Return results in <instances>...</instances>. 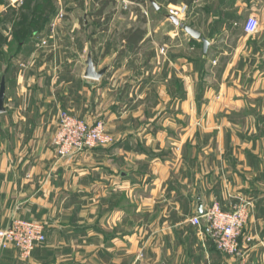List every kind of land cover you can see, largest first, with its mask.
I'll return each mask as SVG.
<instances>
[{
    "label": "crops",
    "instance_id": "obj_1",
    "mask_svg": "<svg viewBox=\"0 0 264 264\" xmlns=\"http://www.w3.org/2000/svg\"><path fill=\"white\" fill-rule=\"evenodd\" d=\"M153 1L160 9L152 7L146 20L144 3L115 0L140 10L138 22L121 31L119 14L106 15L103 29L91 15L90 31L87 12L74 5L67 20L58 12L54 27L37 33L50 57L38 73H28V62L22 69L12 63L27 42L5 61L0 226L35 220L46 240L26 260L14 248L0 253V264H264V0ZM171 8L209 42L206 52L167 22ZM72 16L61 43L66 30L59 28ZM250 16L258 21L252 35L243 29ZM138 28L143 39L127 45L122 35ZM88 53L97 71L107 69L99 80L83 75ZM215 75L230 79L229 120L185 123L224 112L215 107L219 95L206 109L172 107L189 98L190 79L203 87ZM138 100L147 105L137 107ZM62 112L102 119L114 143L60 159L52 142ZM233 197L252 205L240 250L228 255L214 247L204 221L196 227L190 220L201 216L199 203L203 213L213 202L229 211Z\"/></svg>",
    "mask_w": 264,
    "mask_h": 264
},
{
    "label": "rangeland",
    "instance_id": "obj_2",
    "mask_svg": "<svg viewBox=\"0 0 264 264\" xmlns=\"http://www.w3.org/2000/svg\"><path fill=\"white\" fill-rule=\"evenodd\" d=\"M32 3L34 5L23 6L22 4L14 3L11 0H0V71H1L0 78L3 75L2 71L5 69L4 66L6 65L5 61L7 60V58H9L11 55L16 57V55L19 53L20 47L18 43L20 42H23V44L27 42L29 43V45L26 46L24 50H22V52L19 53L16 58H14L12 62L13 65L17 66V68L19 69H22L19 63L23 62L22 64H24L25 62H28L29 63L28 73L29 74L38 73V66H39L38 64L39 63L41 64L42 61L50 57H49V53L47 51H44V48L39 47V46H43L45 43L43 40L39 39L37 33L40 30H42L45 26L51 28L54 27L55 24H53V22L50 21L51 17H53L54 14L60 12L61 18L64 19L65 21V19L67 20L70 17L68 16L69 14H73V6L75 5L76 8L78 7L79 12L82 11L87 12L88 15L83 17L85 18V21H87L86 23L90 31L95 27L93 26L91 19V15L95 13L99 8V3H97L95 0H32ZM120 4H121L120 2L110 4L107 7V9L104 11L105 13L103 14L104 20L94 21V22H99V26H100L99 29H103V27L107 26L106 15L119 14L122 17H124L123 20L121 21V25L118 26L120 28L119 30L121 31L123 29H126L127 27H133L135 22L133 20L134 18L138 22L140 16L143 15V17L147 20L150 19L151 16L154 14V10L148 1H145V3L142 5L143 6L142 11L144 10L146 12V15L141 13L140 16L137 15L139 14L140 10L137 13L136 10L137 8H135V6L128 5L129 6L128 8L126 7L125 9H122ZM165 12L166 11H164V14ZM167 22L170 23V21ZM81 26H82L81 28H83V25ZM72 27H73V16L72 18H70L68 23H62L61 27L59 28L61 30H66L64 31V35L65 34L66 35L60 37L61 43L63 42L68 43L66 39L67 37L68 38L70 37L67 36V30H71ZM177 29L179 30L180 33L182 34L184 33V31L180 27H177ZM146 44L149 45V42H147ZM166 44L167 43H165V45ZM148 55H149V50L147 47L145 48V50H143L141 54V59H146ZM177 55H179V53H177ZM190 58L197 59L198 58L197 52H190ZM46 69L47 68L44 69L42 68L39 73L45 71ZM189 69H190V73L192 71L194 72L197 71V68L195 67H191ZM190 80L191 82L189 83V98L182 102L174 101L175 103L176 102L177 103L172 106L173 108L178 107L179 109H181V107L184 106V107H189L191 110H196L200 108L206 109L209 106L212 107L214 106L213 101H217L216 99L218 97L216 95H219L222 97L223 103L220 102V104H218V106L215 107H220V109L223 110L224 112H217L216 114L213 113L210 116H197L194 114L186 118L184 117L185 123L193 124L199 120V122H203L207 124H216V123L218 124L220 123L219 120H224V121L229 120V117L226 115L227 112H225L228 111V101H229L228 96L231 86L229 77L227 76L224 80H222L217 75L213 77L207 76L205 77L203 87L202 84L201 86H197L195 80L192 79ZM143 87H146L145 90L148 91L146 82L144 83ZM207 93L212 96V99L203 98L204 97L203 95ZM142 105L145 106L147 105V103L146 102L144 103V101L141 100H138L136 102L137 107ZM221 113L223 114L220 115ZM78 119L83 120L81 118ZM97 121H102L104 123L105 131L109 135L110 133H108L106 130L107 124L102 119H98ZM112 138L114 143L115 138L114 137ZM248 218H249V214H248Z\"/></svg>",
    "mask_w": 264,
    "mask_h": 264
},
{
    "label": "built area",
    "instance_id": "obj_3",
    "mask_svg": "<svg viewBox=\"0 0 264 264\" xmlns=\"http://www.w3.org/2000/svg\"><path fill=\"white\" fill-rule=\"evenodd\" d=\"M22 4L23 0H11ZM168 14L178 17L179 11L169 9ZM61 18V15H60ZM244 32L252 35L258 29V21L250 16L244 24ZM113 144V138L105 131L102 121L89 124L75 116L62 112L59 117L53 147L60 159L96 147ZM234 203L229 211L221 209L219 203L213 202L201 216L193 217L191 225L200 227L204 221L207 233L214 247L225 254L236 255L240 250V239L247 222L251 202L242 197H233ZM46 240L45 227L35 220L13 218L5 226H0V253L14 248L20 259L26 260L39 245ZM246 238V242H250Z\"/></svg>",
    "mask_w": 264,
    "mask_h": 264
},
{
    "label": "water",
    "instance_id": "obj_4",
    "mask_svg": "<svg viewBox=\"0 0 264 264\" xmlns=\"http://www.w3.org/2000/svg\"><path fill=\"white\" fill-rule=\"evenodd\" d=\"M145 1H148L150 3V5L156 11H158L160 9V7L153 0H145ZM165 18L167 20H169L173 25L180 27L192 39L200 40L203 44L204 52L207 51V48L209 46V42L205 38L201 37L200 33L193 30L191 27L181 23L177 17H174L170 14H167V15H165ZM85 65H86V68H85L84 74H83L84 77L89 78V79H93V80H99L100 78H102L103 75L105 74L106 70H107L106 68L101 69L99 71L96 70L95 65L93 63V60H92L91 53H88ZM4 99H5V78L3 77L0 81V114L4 112ZM198 213L200 215L203 214L201 203L198 204Z\"/></svg>",
    "mask_w": 264,
    "mask_h": 264
},
{
    "label": "trees",
    "instance_id": "obj_5",
    "mask_svg": "<svg viewBox=\"0 0 264 264\" xmlns=\"http://www.w3.org/2000/svg\"><path fill=\"white\" fill-rule=\"evenodd\" d=\"M95 1L99 3V8L97 9L95 13L92 14L94 18H98L96 20H100L101 16L103 15L107 7L110 4H113L115 2L114 0H95ZM129 1L134 2V3H145L144 0H129ZM170 1L171 3H175V0H170ZM22 5L28 6V5H34V4L32 3V0H23ZM144 34L145 32L141 30L140 28L130 29L124 32V34L122 35V39L125 41L127 45H137L143 39ZM20 44H23V42L18 43V45Z\"/></svg>",
    "mask_w": 264,
    "mask_h": 264
}]
</instances>
